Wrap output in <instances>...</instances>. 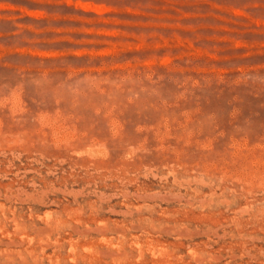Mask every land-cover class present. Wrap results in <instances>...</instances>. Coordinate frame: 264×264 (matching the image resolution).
I'll use <instances>...</instances> for the list:
<instances>
[{
	"label": "rangeland",
	"instance_id": "obj_1",
	"mask_svg": "<svg viewBox=\"0 0 264 264\" xmlns=\"http://www.w3.org/2000/svg\"><path fill=\"white\" fill-rule=\"evenodd\" d=\"M0 255L264 264V0H0Z\"/></svg>",
	"mask_w": 264,
	"mask_h": 264
},
{
	"label": "bare ground",
	"instance_id": "obj_2",
	"mask_svg": "<svg viewBox=\"0 0 264 264\" xmlns=\"http://www.w3.org/2000/svg\"><path fill=\"white\" fill-rule=\"evenodd\" d=\"M20 227H21V226H20ZM8 233H9V232H8ZM11 242H12V241H11ZM5 243H6V242H5ZM7 243H8V242H7ZM13 243H14V242H13ZM37 246H38V245H37ZM59 246H60V245H59ZM51 247H52V246H51ZM27 248H28V247H27ZM45 248H46V247H45ZM54 249H55V248H54ZM54 249H53V250H54ZM58 249H59V248H58ZM24 250H25V249H24ZM32 250L35 251L36 253L39 252L40 254L43 255V252H44V246H40V245H39V247H37V248H36V247H33ZM53 250H52V251H53ZM6 251H7V250H6ZM10 251H11V250H10ZM37 251H38V252H37ZM54 251H55V250H54ZM31 252H32V251H31ZM47 252H48V251H47ZM55 252H56V251H55ZM60 252H61V251H60ZM6 253H7L6 255L8 256V252H6ZM12 253H13V252H12ZM26 253H28L27 250H26ZM32 253H33V252H32ZM39 253H38V254H39ZM4 254H5V252H4ZM10 254H11V253H10ZM29 254H30V253H29ZM33 254H34V253H33ZM33 254H32V255H33ZM48 254H50V253H48ZM35 255H36V254H35ZM42 255H41V256H42ZM44 255H45V254H44ZM46 255H47V254H46ZM1 256H2V255H0V257H1ZM7 256H5V257H7ZM11 256H13V255H12V254L9 255V257H11ZM23 256H24V255H23ZM2 257H3V256H2ZM9 257H8V258H9ZM13 257H14V256H13ZM24 257H25V256H24ZM24 257H22V259H23ZM26 257H27V255H26ZM31 257H32V256H31ZM31 257H30V258H31ZM39 257H40V256H39ZM42 257H43V256H42ZM46 257H47V256H46ZM49 257H50V256H49ZM55 257H56V256H55ZM15 258H16V257H15ZM47 258H48V257H47ZM2 259H3V258H2ZM5 259H6V258H5ZM26 259H27V258H26ZM26 259H25L24 261H22V262L25 263V264L27 263V262H26ZM42 259H43V258H42ZM9 260H10V259H9ZM11 260L14 261V259H11ZM11 260H10V261H11ZM19 260H20V259H19ZM19 260H17V261H18L17 263H19ZM32 260H36L35 257H34V259H32ZM42 261H43V260H42ZM8 262H9V261L7 260V263H8ZM11 262H12V261H11ZM33 262H34V261H33ZM33 262H32V264H33ZM35 262H36V261H35ZM38 262H39V261H38ZM2 263H3V261H2ZM13 263H14V262H13ZM8 264H9V263H8ZM20 264H21V261H20Z\"/></svg>",
	"mask_w": 264,
	"mask_h": 264
}]
</instances>
